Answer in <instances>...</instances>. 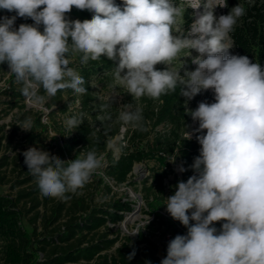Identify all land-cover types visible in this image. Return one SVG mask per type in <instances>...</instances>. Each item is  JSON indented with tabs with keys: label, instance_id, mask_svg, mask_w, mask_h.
Segmentation results:
<instances>
[{
	"label": "clouds",
	"instance_id": "clouds-1",
	"mask_svg": "<svg viewBox=\"0 0 264 264\" xmlns=\"http://www.w3.org/2000/svg\"><path fill=\"white\" fill-rule=\"evenodd\" d=\"M73 7L92 12V19L71 20ZM204 8L187 35H175L183 13L173 0H122V6L115 0H0V9L15 13L0 17V64L7 63L25 97L37 100L41 88L48 97L68 89L87 93L85 79L69 67V53L82 54V65L113 61L114 78L136 99H159L180 86L187 103L212 90L215 102L186 108L198 122L187 139L195 135L201 147L190 165L194 174L178 181L165 206L187 232L168 242L160 264H264V66L229 51L230 34L246 14L242 5L218 17L216 7ZM18 17L34 23L16 28ZM184 50L189 57L195 50L197 67L181 75L172 63ZM158 64L166 68L157 70ZM119 120L145 130L142 110L131 104ZM67 124L70 133L79 127L75 118ZM22 155L41 195L58 199L77 193L103 166L95 149L68 161L37 146ZM177 171L187 169L181 164ZM216 222H223L219 229Z\"/></svg>",
	"mask_w": 264,
	"mask_h": 264
},
{
	"label": "trees",
	"instance_id": "trees-1",
	"mask_svg": "<svg viewBox=\"0 0 264 264\" xmlns=\"http://www.w3.org/2000/svg\"><path fill=\"white\" fill-rule=\"evenodd\" d=\"M223 1L225 4L222 8L223 15H227L238 4L246 10V14L238 19L234 31L230 34L234 55L248 56L253 62L261 63L264 66V0ZM115 2L122 6V0H115ZM12 15L15 13L0 9V17ZM67 15L71 20L78 19L82 22L91 20L93 13L73 7ZM22 23L32 24L34 21L31 18L18 17L15 27L18 28ZM40 30L43 31V26ZM69 42H71V38H69ZM81 55L69 53L68 58L72 60L69 67L74 68L85 79L84 86L87 93L84 95L75 94L73 90L68 89L58 91L54 97H48L41 88L37 92V96L45 101L48 108L53 105L57 107L48 113L52 125L42 123L40 117L35 120L40 130L47 132L52 128L55 132L63 135L61 123L55 121L53 115L56 111L66 113L69 109L68 100L70 99L75 112L74 118L79 121V127L74 129L72 139L74 147L84 153L95 149L99 155L104 154L107 159L105 174L117 185L128 181L136 163H152L148 167L149 176L142 182V191L144 192L142 197L146 204L164 198L166 187L164 181L169 175L174 174L172 162L169 161L175 159L180 165L183 164L187 171L181 173L180 176L174 175L169 185V196L173 195L178 181L186 182L194 174L190 165H192L194 157L199 155L201 147L195 139V135L192 139H187V130L191 131L194 128L192 118L186 112V108L189 109L186 98L179 95L180 86L177 87L175 93L162 95L159 99L139 98L133 109L140 108L142 110L144 117L142 123L145 130L133 128L119 120L120 113L110 114V111L113 110L112 102L98 100L95 95L93 82L98 78H103L102 75L107 77L106 73L108 72L109 74L114 73L113 61L108 60L107 57H101L99 61L90 60L88 64L82 65L80 63ZM12 95L17 97L14 105L17 106V102H22L20 108H23L25 96L22 91L16 86H12ZM65 96L68 99L64 100ZM75 103L77 106H74ZM26 112L28 113V111ZM122 128L123 130H121ZM3 129L4 125L1 124L0 150L5 138L8 143H11L16 128H13L8 135H4ZM118 134L122 135L118 143L120 154L115 156L109 147V141ZM36 136L37 134L31 131L25 135V138L33 140ZM48 148L50 147H44L43 150L48 151ZM60 152L61 149H58L50 154L58 156ZM21 156V151L16 154L19 159ZM6 158L7 156L3 155L2 160ZM3 164L5 161L1 162L0 166ZM23 170L26 172V176L17 180L14 186L33 181L31 189H22L15 197L0 195V264H79L81 261L94 264H146V261H150L151 264H160L162 258L157 255V244L151 239V234H145L142 230L134 238L126 237V241H122L115 248L114 254L103 251L110 248L116 242V238L101 237L94 240V238L86 237L103 226L107 227V223L115 224L122 221L124 215L133 210L131 201L120 198L108 201L104 204L105 207H90L83 198L73 195L70 197V194H67L68 199L43 196L44 203L49 201L53 203L51 208L55 215L52 217L53 220H57L63 210L67 211L68 218L64 222L65 229L63 231H54L55 233L41 239L34 238V232L28 233L22 228L20 224L21 210L17 209V206L22 199L27 197H31L34 202L31 208L41 205L42 201L38 199L40 190L35 178L28 172L27 166H24ZM3 178L0 177V181ZM104 186L110 190L108 184ZM78 212L81 213L78 214ZM37 215L38 213L35 218ZM160 218V215H157L156 219L160 220ZM190 223L194 222L190 221ZM222 223L216 222L215 227L219 229ZM154 224L155 219L147 225L152 229V233L156 230ZM169 225L173 232L179 235L187 232L185 226L172 218ZM129 241H133L137 245H129ZM48 247L49 252L46 258L43 256V261H37V252L45 251ZM133 250L136 254L131 260H128V254ZM163 254L166 257L167 249Z\"/></svg>",
	"mask_w": 264,
	"mask_h": 264
},
{
	"label": "rangeland",
	"instance_id": "rangeland-1",
	"mask_svg": "<svg viewBox=\"0 0 264 264\" xmlns=\"http://www.w3.org/2000/svg\"><path fill=\"white\" fill-rule=\"evenodd\" d=\"M173 3L179 6L183 13L181 17L177 18L176 24L173 25V33L175 35H187L194 21L195 14L197 12L203 13L205 4L212 8L216 7L214 9V15L217 17L223 15V0H173ZM228 42L231 45V41L229 40ZM229 51L231 54H234L232 48ZM191 52L192 56L189 57L188 50H184L172 63L174 69H181V75L184 74L185 69L192 71L197 67L192 64L191 60L192 57L198 54L195 50H191ZM155 67L157 70H163L166 68V65L158 64ZM8 71L7 63L0 64V125H4V135H8L13 128L16 129L11 143H8L6 138L2 141L0 163L5 161V164L0 166V177H4L3 180L0 181V195L15 197L18 191L22 189L30 190L33 185V181H29L14 186L17 180L26 176V172L23 170V167L26 166L24 164V157L22 155L21 159H19L16 157L17 153L20 151L23 153L33 146H37L41 149L50 147L48 148L49 153H54L58 149H61L58 157L68 161L75 159L81 151L72 145L75 130L70 133L67 124L68 120L74 118L75 115L70 99L68 100L70 104L69 109L66 113H59L56 111L53 115L55 121L61 123L63 135L55 132L52 128L47 132L41 131L35 120L40 117L42 123H50V125H52V122L48 118V113L57 106L53 105L51 108H48L43 99L37 100L35 97H24L23 103L25 106L23 108H20L22 102H17V106H15L14 103L17 101V97L12 95V86H16L17 89L21 90L22 85L17 83L15 76L11 75ZM106 75L107 77L102 75L103 78L95 80L93 82V88L98 100H105L113 103V110L110 111V114L113 115L116 112L120 113L125 110V105L128 104L134 107L138 99L133 98L127 93L123 86L119 85L118 81L114 78V73L109 74L108 72ZM66 99L68 98L65 96L64 100ZM200 102H215L213 91L207 90L196 95L193 99L187 101V106L189 109L195 110ZM74 106H77V103H75ZM26 111H28V113ZM20 126L29 127L31 130L25 131ZM197 126L198 122H193V128ZM121 130H123V128ZM31 131L37 134L36 138L33 140L26 139L25 135ZM120 138H122V135L118 134L109 141V147L113 150V155L115 156L120 154V148L118 146ZM3 155L7 156L5 160H2ZM101 156L103 157L102 168L93 174L90 182L82 189H79L77 193L74 194L69 193V196L71 197L73 195L83 198L90 207H105L104 204L108 201L120 198L121 200L131 201L133 210L126 213L122 221L115 224L107 223V227L103 226L95 233H90L86 237L88 239L94 238V240L101 237L105 239L116 238V242L110 248L103 251L114 254L115 248L122 241H126V237L134 238L137 235L132 234L142 230L145 234L152 235L151 239L158 246L157 255L162 259L165 258L163 252L167 249L168 242L178 235L173 232L172 227L169 225L171 216L166 210L165 199L170 195L169 185L174 175L180 176L181 174V172L177 171L180 163L177 160H175V163H172L174 174L169 175L164 181L166 185L164 198L156 200L151 204H146L142 197L144 193L142 191V182L149 176L150 172L148 167L151 166L152 163H136L128 181L121 185H117L105 174L107 159L104 154H101ZM105 184L109 185L110 190L105 188ZM38 199L42 201V204L35 208H31V205L34 203L31 197L24 198L19 202L17 209L21 210L20 224L22 228L28 233L34 232L33 237H38L39 239L51 235L54 231H63L65 229L64 222L68 218L67 211L63 210L59 218L53 220L52 217L55 216L51 210L53 203L51 201L44 203L41 193L38 194ZM36 213H38V215L35 218ZM79 213L81 212H78V214ZM157 215H160V220L156 219ZM153 219H155L154 227H156V230L152 233V229L148 228L147 225ZM128 244L132 246L137 245L133 241H129ZM48 252L49 247L45 251L39 250L36 255L37 261H43V256L46 258ZM40 253H42V256ZM79 264L94 263L81 261Z\"/></svg>",
	"mask_w": 264,
	"mask_h": 264
},
{
	"label": "built area",
	"instance_id": "built-area-1",
	"mask_svg": "<svg viewBox=\"0 0 264 264\" xmlns=\"http://www.w3.org/2000/svg\"><path fill=\"white\" fill-rule=\"evenodd\" d=\"M40 255L42 256V253H40Z\"/></svg>",
	"mask_w": 264,
	"mask_h": 264
}]
</instances>
